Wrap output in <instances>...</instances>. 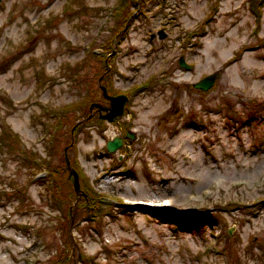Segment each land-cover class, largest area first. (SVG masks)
Listing matches in <instances>:
<instances>
[{"label":"rangeland","instance_id":"374dc122","mask_svg":"<svg viewBox=\"0 0 264 264\" xmlns=\"http://www.w3.org/2000/svg\"><path fill=\"white\" fill-rule=\"evenodd\" d=\"M0 264H264V0H0Z\"/></svg>","mask_w":264,"mask_h":264},{"label":"water","instance_id":"95a60500","mask_svg":"<svg viewBox=\"0 0 264 264\" xmlns=\"http://www.w3.org/2000/svg\"><path fill=\"white\" fill-rule=\"evenodd\" d=\"M165 35H163L160 32V37L163 38ZM179 63L181 67L183 68H189L188 65L185 64L183 58H180ZM218 78L217 73L209 74L205 77H203L201 80L194 83V87L201 89V90H208L211 88ZM101 89L103 91V96L109 100V106L105 107L101 105L100 103H92V107H98L104 111H106V114L102 116L103 119H107L108 121H112L118 116H121L124 112V106L127 102L128 97L125 94H118V95H109L107 94V90L104 86H101ZM133 136H130V139H132ZM122 144V138L121 137H115L112 140H109L106 144V148L109 152H114L117 150ZM68 159L66 157V164L69 169V175L73 176V185L74 190L77 195L81 194L79 191V182H78V175L77 173L68 165Z\"/></svg>","mask_w":264,"mask_h":264},{"label":"flooded vegetation","instance_id":"af4514ba","mask_svg":"<svg viewBox=\"0 0 264 264\" xmlns=\"http://www.w3.org/2000/svg\"><path fill=\"white\" fill-rule=\"evenodd\" d=\"M107 93L109 94V95H116L117 93H112L111 91H108V89H107ZM105 107H108L109 106V100H105L104 102H101ZM125 109V108H124ZM105 114V111L104 110H101L100 111V116H102V115H104ZM122 137V136H121ZM123 138V137H122ZM123 143V142H122Z\"/></svg>","mask_w":264,"mask_h":264}]
</instances>
